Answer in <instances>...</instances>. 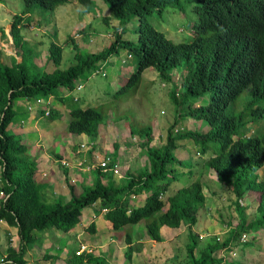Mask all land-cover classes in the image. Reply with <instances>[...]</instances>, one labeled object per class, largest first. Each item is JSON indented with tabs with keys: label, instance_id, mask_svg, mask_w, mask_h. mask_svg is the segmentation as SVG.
I'll use <instances>...</instances> for the list:
<instances>
[{
	"label": "trees",
	"instance_id": "1",
	"mask_svg": "<svg viewBox=\"0 0 264 264\" xmlns=\"http://www.w3.org/2000/svg\"><path fill=\"white\" fill-rule=\"evenodd\" d=\"M103 1L119 21L114 28V42L97 54H75L73 65L66 70L61 69L64 49L54 41L49 46V59L55 68L52 73L28 65L26 54L20 63L13 58L8 65L0 52V223L17 228L20 238L19 249L9 247L2 263L27 264L26 251L35 243L37 232L56 229L67 234L81 223L83 211L99 201L100 212L97 215L103 213L115 232L126 234V259H131L140 249L134 243L132 229L145 221L150 237L157 243L162 242L163 227H187L189 239L194 242L187 246L188 261L185 264H227L228 260L220 253L231 251L240 243L247 244L248 241L243 242L242 237L252 231L264 232V182L258 181L257 176L264 167V135L244 137L242 133L249 117L264 119V106L257 111L250 109L255 101H264V0H187L195 5L203 34L190 44L180 45L173 44L163 33L156 31L145 18L157 10L162 16L167 5L178 6L182 0ZM24 2L25 10L23 14L14 16L11 30L16 47L22 49L23 29L32 22L35 6L53 12L69 0ZM79 2L84 7V14H90L92 7L96 6L94 0ZM133 19L139 20L135 44L122 38L125 34L122 28ZM103 20L110 26L107 18ZM71 40L73 50H77L79 44ZM123 48L137 59L138 65L126 86L115 94L117 99L139 86L146 69H155L161 80L173 83V71L185 65L187 73L181 88L175 86L176 89L170 93L178 117L167 130L166 142L155 143L153 126L131 127V135L140 139L143 153L148 158L144 173H126L127 181L119 185L115 180L120 178L114 175L118 162L113 154L107 166L99 164L95 168L94 174H98L97 178L95 175V186L85 193H78L70 185L71 199L68 203L53 199L49 202L46 188L37 180L38 157L21 136L9 129L18 116L17 102L40 101L36 119L47 117L52 122L60 117L53 100L61 102L70 111L68 132L86 135L96 141L105 121L104 114L94 107L84 109L77 105L79 101L67 98L64 93L58 96L57 91L75 89L82 75L102 68L104 62ZM246 92L249 102L239 117L228 114V107ZM206 93H211L209 104L194 108L190 100L200 99ZM49 99H53V104ZM43 103L46 108L42 107ZM187 117L210 125V131L176 133L177 126ZM181 140H192L200 147L199 154L213 149L216 154L212 158L195 166L201 169L208 167L236 197V200L231 199L230 210H234L240 220L236 226L232 225V216L227 221L221 220V224L229 228V236L223 242L212 236L211 242L200 248V243L194 238L198 209L205 207L207 202L202 182L197 180L171 193V186L188 174L184 162L175 155ZM217 142L219 146L215 147ZM104 179L108 182L103 183ZM144 193L147 194L145 204L133 206V197ZM248 193H257L259 202V218L251 222L246 216V206H242V200ZM88 230L91 234L97 232L94 221ZM198 241L204 239L199 238ZM76 257L81 264L106 263L104 258L91 254Z\"/></svg>",
	"mask_w": 264,
	"mask_h": 264
},
{
	"label": "rangeland",
	"instance_id": "2",
	"mask_svg": "<svg viewBox=\"0 0 264 264\" xmlns=\"http://www.w3.org/2000/svg\"><path fill=\"white\" fill-rule=\"evenodd\" d=\"M94 2L96 6L92 7L90 14L83 13V6L79 3V0H69V3L58 7L53 12L43 11L40 7L35 6L36 11L31 16L32 22L23 29L25 43L22 49L16 47L13 41L11 26L14 16L23 14L25 2L24 0H2L0 2V52L2 53V60L6 64L11 65L13 58H17L21 62L23 54H26L28 65H34L40 71L52 73L55 68L49 59L50 53L48 49L50 44L53 43L52 41L58 43L64 49L62 70H66L73 65L75 54H97L103 51L114 42L115 31L113 27L119 24V21L115 19L113 12L103 0H94ZM178 6L167 5L162 16L157 10L145 18L151 27L163 33L175 45L188 43L196 34H203L196 28L199 18L193 9L194 4H189L187 0H182ZM104 18L110 21L111 28L104 23ZM89 24H91L90 27ZM138 26L139 20L133 19L122 28L125 31L124 36H129L127 39L132 44L137 42L138 36L135 30ZM82 30L87 32L86 35L81 32ZM71 38H74V41L79 44L77 50H73ZM137 65V59L135 57L129 58L128 50L123 48L119 50L117 55L111 57L102 68L98 67L101 70L100 74H94L95 70H93L86 72L79 78L77 84L83 85L81 91L65 90L63 88L57 91L58 96L64 93L71 100L77 96L80 99V102L77 103L78 106L82 108L94 107L104 114L105 121L100 127V134L95 141L93 153V150L88 152V149L82 148L81 143H64L65 141H62L59 135L64 140H68L70 135L68 129L61 128L60 131L52 129L53 122L47 117H42L37 121L34 116H37L38 108L33 107L29 103H24L22 100L17 102V111L21 115L27 112L25 114L26 119L19 118L20 116L17 117L15 119L16 122L10 126L11 132L18 136L21 134L24 142L32 145V149L38 145V150L33 149L38 156L42 147L44 149L49 147L48 151L52 154L58 151V148H65L64 151L66 152L73 151L75 156L70 157L72 160L66 159L64 161L68 164V168H72L71 162L75 161L83 163L84 169L90 168L87 171L93 170L92 179L79 182L80 184L76 186L78 193H85L96 185L94 183L97 172L94 174V171L97 163L93 161L92 155L98 157L103 154L102 156L109 155L112 158V154L116 150L119 154L116 153L113 158H118V161L124 167L121 173L131 172L133 174L136 173V175L144 173L146 171L145 165L149 163L148 158L143 153L140 139L131 135V127L153 126L156 138L155 143L166 142L167 130L174 123L175 118L178 117L177 108L171 99L170 93L172 89H176L175 86L181 88L187 70L185 65L174 70L173 83H169L161 80L153 68L148 69L144 72L138 88L131 89L126 95L117 99L115 94L127 84L129 75L134 73ZM57 95L54 97H57ZM248 97L247 92L240 96L230 105L227 113L239 117L241 110L247 104ZM208 101L209 96H205L201 99H192L190 103L194 104V108H196L197 105L207 104ZM62 105L59 104L57 108H62ZM181 112H184V110ZM248 120H250L251 128H253L252 132L256 136H263L264 121L256 120V117H251ZM197 122L187 117L181 121V124L175 130H198L203 132L206 125L204 126ZM201 122L205 124L203 121ZM40 123L44 131H47L50 127L49 130L51 132L48 131L45 137L37 130ZM69 123L70 120L66 122V124ZM206 127L209 128V126ZM252 132L248 131V135H251ZM57 141L61 143L60 146H54ZM84 142H91V138L87 136ZM182 144L190 145L191 153H182L178 148L179 150L175 151V155L184 162L188 174L179 178V184L175 183L170 190L176 189L177 186L180 188L181 185L187 187L194 182L195 178L202 182L207 202L205 207L198 209V223L194 227V238L198 244L200 243V248L210 243L212 236L223 242L229 236V228L226 225H222L221 220L227 221L232 216L233 226H236L240 220L235 211L230 210L232 208L230 200H236V197L233 192H230V187L221 183L216 174L208 170V167L201 169L195 166L196 160L202 164L212 158L213 149H209L205 154H196L201 149L193 141L184 140L181 142ZM218 146L219 142L216 143L215 147ZM73 147L77 148V150L75 151ZM78 149H84L85 151L78 152ZM64 151H61L62 155L65 154ZM54 159L59 162L62 160L61 158ZM56 166L62 173L60 164L56 162ZM191 171L193 174H191ZM210 172L212 174H209ZM92 173H90V176ZM257 176L259 181H264V168L260 172L258 171ZM97 177L98 174L96 175ZM64 178V175L61 174L62 181L65 180ZM51 179V174L45 178V188H48ZM117 181L121 185L127 181V177L123 180H115V182ZM107 182V179H104L103 183ZM48 201L52 202V199L48 198ZM62 201L66 202L65 199H62ZM144 202L145 197L139 196L136 198L135 204L140 206ZM242 202V206L244 205L247 208L246 216L248 222L253 221L256 217L259 218L257 193H248ZM88 212L95 216L94 222H96L97 237L94 238L95 234H91L88 230L91 223L87 214H83L82 221L77 226L80 227L77 235L74 234V231L66 234L56 229L37 232L35 243L26 251L27 264H63L67 258L66 255L69 256V260H66V263L81 264V260L75 256V251L78 250L77 246H80L81 241L85 243L86 240L92 242V245L89 246L94 250V256L105 259L104 253L108 256L107 259L113 260L114 263H116L114 259L125 258L128 248L125 232L113 233V229L105 224L106 221L101 217V214L97 215L100 212V203L90 207ZM138 229L136 230L137 239L141 232L147 233L144 224ZM164 234V238L165 240L168 239V243H157L153 240L146 253L142 254V251L134 253L131 259L126 260L125 258L127 263L185 264L188 261L187 246L193 241V239H189L187 229L184 227L182 229L168 230ZM198 236L201 240L203 238L204 241L199 242ZM19 241L16 228L9 227L4 222L0 223V261L7 253L9 247H13L16 250L19 249ZM246 241H248L247 244L240 243L236 248L233 247L231 251L225 250L220 253V256L226 257L228 260L227 264H264V232L252 231V233H248ZM100 242L102 244L106 242L109 248L103 249L97 246L100 245ZM109 242L112 243L110 244ZM46 255L47 257L44 258ZM248 259L251 262H248Z\"/></svg>",
	"mask_w": 264,
	"mask_h": 264
},
{
	"label": "crops",
	"instance_id": "3",
	"mask_svg": "<svg viewBox=\"0 0 264 264\" xmlns=\"http://www.w3.org/2000/svg\"><path fill=\"white\" fill-rule=\"evenodd\" d=\"M52 101V100H51ZM24 103H29L28 101H23ZM56 103V106H54V108L56 109L55 111H58V113H60V117H59V119H57V120H55V121H53V127H52V129L54 128V130H56V131H60V129L61 128H67L68 127V124H66V122H68L69 120H70V116H69V109L66 107V106H64V105H62V108H57L58 107V103L57 102H55ZM30 104V103H29ZM52 104H53V101H52ZM86 108H88V107H85L84 109H86ZM27 112H24V115H21L20 114V112H19V115L17 116V117H19V118H24V119H26L25 118V114H26ZM23 119V120H24ZM34 119H36V117L34 116ZM28 120V119H27ZM37 121H39L40 119L37 117V119H36ZM16 122V121H15ZM20 122H21V119H20ZM28 122H29V120H28ZM18 123V122H17ZM60 123V124H59ZM16 124V123H15ZM37 130L39 131V133L41 132V134H42V136L43 137H45L47 134H48V131L49 132H51L49 129H47V131H44L43 129H42V127H41V123L39 124V126H38V128H37ZM11 131V130H10ZM19 136H21L22 138H23V136L21 135V134H19ZM59 137L61 138V140L62 141H65L64 143H68V144H70L71 142H76V143H82V142H84L85 141V139H86V135H80V136H77V135H73V134H70L69 135V138H68V140H64L63 139V137L61 136V135H59ZM28 143V142H27ZM29 144V143H28ZM31 147H32V145L31 144H29ZM61 145V143L60 142H56V143H54V146H60ZM52 146V145H51ZM38 145H36V146H34L33 147V149H35V150H38ZM48 149H49V147H47V148H41V151H40V154H39V156L38 155H36L37 157H38V167H39V171H38V174H37V180L38 181H40L42 184H44V180H45V178H47V177H49L50 176V174L52 175V179H51V181H50V183L48 184V188H47V193H48V196H49V198L50 199H53V200H62V199H65L66 200V202L65 203H68L69 202V200L71 199V192H70V190H69V186L71 185V186H74L75 187V189H76V186H78L80 183L79 182H84V181H86L87 179H92V177H93V170H91V171H87V169H84V168H79L78 166H77V162H75V161H72L71 162V164L73 165V167L72 168H66V167H63L62 166V164H61V162L63 161V160H72L71 158L73 157V156H75V154L73 153V151H69V152H66V151H64L65 150V148H58V151H56V152H53V154L52 153H50L49 151H48ZM73 149L76 151L77 150V148H74L73 147ZM179 149H180V152H182V153H191V148H190V146H181V147H179ZM178 149V150H179ZM177 150V151H178ZM34 151V150H33ZM61 151H64L65 152V154L64 155H62V152ZM35 153V152H34ZM72 153V154H71ZM118 154H119V152H117ZM116 153H114V155H115ZM113 155V154H112ZM71 157V158H70ZM53 158H61L62 160L59 162V161H57V160H53ZM48 160V161H47ZM115 161H116V159H115ZM56 162L57 163H59L60 164V169L62 170V173H61V171L60 170H58V168H57V166H56ZM117 162H118V164L120 163L121 164V162H119L118 161V158H117ZM119 164V165H120ZM121 166V168L123 169L124 167L122 166V164L120 165ZM67 172V173H66ZM90 173H92L91 174V176H90ZM129 173V172H128ZM131 173V172H130ZM61 174H63L64 175V179L65 180H61ZM131 174H133V173H131ZM136 174V173H135ZM209 174H212L211 172L209 173ZM194 181H197V179L195 178V180ZM175 183H177V184H179V182H175ZM174 183V184H175ZM173 184V185H174ZM191 185V184H190ZM82 187V186H81ZM181 188H183V185H181V187L179 188L178 186L176 187V189H172V191H171V193H174L175 191H177L178 189H181ZM231 191V190H230ZM206 195V194H205ZM145 196H147V195H143V197H145ZM145 203V202H144ZM97 204H99V202L98 203H96V205ZM144 205V204H143ZM88 210L90 211V208H87V209H85L84 211H83V214H87V216H88V219H89V222L90 223H92L93 221H94V218H95V216L94 215H92V213H90V212H88ZM93 216V217H92ZM83 217V216H82ZM101 217H103L104 219H105V217H104V214L102 213L101 214ZM82 220V219H81ZM105 221H106V225H109V227L111 228V229H113V227H112V225H111V223L110 222H108L106 219H105ZM96 223V222H95ZM144 224V227H146V224H145V221H141L138 225H136V226H134L133 227V235H134V240H135V242L134 243H136L139 247H140V249L139 250H137V253H139L140 251H142L141 253L143 254V253H146L148 250H149V247H150V244L153 242V239L150 237V235H149V233H148V230H147V233L146 232H141V235H139V237H138V239H137V235H136V230L141 226V225H143ZM186 229H187V227L186 226H184ZM183 227V225H182V227H180L181 229L182 228H184ZM78 228H80V227H76V228H74L73 230H71L70 232L71 233H73V231H74V234H78L79 233V231H78ZM180 228H168L167 226H165V227H163L162 229H161V235H162V243L164 242V244H166V243H168V239L167 240H165V238H164V233L166 232L167 233V231L168 230H173V229H180ZM141 229V228H140ZM147 229V228H146ZM139 230V229H138ZM78 231V232H77ZM114 231V230H113ZM69 232V233H70ZM113 233H119V232H113ZM69 235V234H68ZM98 235H97V233H95V235H94V238L95 237H97ZM78 237V236H77ZM72 239V238H71ZM104 239V238H103ZM170 239H172V238H170ZM169 239V240H170ZM81 240V239H80ZM82 242L83 241H81V243H80V245L82 244ZM88 242V243H87ZM85 243L86 244H89V245H92L91 243V241H89V240H86L85 241ZM110 244L112 243V242H109ZM103 244H106V242H104ZM101 242H100V245H97V246H99L100 248H103V249H106V248H109L108 246H107V244L106 245H103ZM77 248H79L78 246H77ZM135 254H136V252H135ZM103 255L105 256V260H106V263L105 264H128L127 263V259L125 260V258H117V259H114V260H116V263H114L113 262V260L111 261V260H109V259H107V255L106 254H104L103 253ZM67 256V258H66V260L68 261L69 260V256L68 255H66ZM98 257V256H97ZM134 258V257H133ZM66 260L63 262V264H69V263H66ZM132 261H133V259H132ZM62 262V261H61ZM248 262H251L249 259H248ZM148 264H152V262H149Z\"/></svg>",
	"mask_w": 264,
	"mask_h": 264
},
{
	"label": "clouds",
	"instance_id": "4",
	"mask_svg": "<svg viewBox=\"0 0 264 264\" xmlns=\"http://www.w3.org/2000/svg\"><path fill=\"white\" fill-rule=\"evenodd\" d=\"M80 3V2H79ZM81 4V3H80ZM195 6V5H194ZM193 9H194V7H193ZM83 10H84V7H83ZM195 10V9H194ZM84 13V12H83ZM198 16V15H197ZM107 18H109V17H107ZM110 22V21H109ZM200 24H201V20L199 19V22L196 24V28H197V30L199 31V32H201L202 33V30H200ZM89 26H91V24H89ZM118 26V24L115 26V27H113V30H114V28H116ZM109 28H111V26H109ZM11 30H12V26H11ZM121 33H122V30H121ZM12 36V35H11ZM199 36H201V34H196L194 37H193V39L192 40H190L187 44H190V43H192L194 40H195V37H199ZM129 36H124V34L122 35V38L126 41V40H128V41H130L129 39H127ZM12 38H13V36H12ZM114 38H115V36H114ZM192 38V37H191ZM71 39H73L74 40V38H71ZM13 41H14V39H13ZM72 41V40H71ZM89 41H91V40H89ZM53 42V41H52ZM76 42V41H75ZM15 43V42H14ZM24 43H25V39H24V42H23V45H24ZM77 43V42H76ZM58 44V43H57ZM59 45V44H58ZM110 46V45H109ZM108 46V47H109ZM49 49V48H48ZM128 54H129V52H128ZM23 56H24V54H23ZM129 58H132L131 57V55L129 54ZM17 59V58H16ZM22 59H23V57H22ZM110 60V59H109ZM108 60V61H109ZM107 61V62H108ZM17 62L18 63H20L18 60H17ZM107 62H104V65L107 63ZM151 69V68H150ZM146 70H148V69H146ZM145 70V71H146ZM155 70V69H154ZM144 71V72H145ZM156 71V70H155ZM101 73V70L100 69H98L97 71L95 70L94 71V74H96V75H98V74H100ZM144 74V73H143ZM143 74H142V77H143ZM158 74V73H157ZM132 76V74H130L129 75V77H128V81H129V79H130V77ZM159 77V76H158ZM78 82V81H77ZM128 83V82H127ZM126 86V85H125ZM124 87V86H123ZM122 87V88H123ZM121 88V89H122ZM138 88V87H137ZM65 89V88H64ZM83 89V85H81V84H77L76 83V88L75 89H73V91H81ZM120 89V90H121ZM66 90V89H65ZM243 95V93L241 94V96ZM205 96H209V101H210V97H211V93H206L205 95H204V97ZM203 98V97H202ZM74 99H75V101H79L80 102V99L77 97V96H75L74 97ZM201 99V98H200ZM51 100H53V99H49V102H52ZM26 101V100H25ZM54 102H57V101H55V100H53ZM209 101H208V103L207 104H204V105H197V107L196 108H198V107H200V106H206V105H208L209 104ZM33 107H36V108H38V110H40V106H41V102L40 101H28ZM78 102V103H79ZM235 102V101H234ZM233 102V103H234ZM248 102H249V99H248V101H247V104H248ZM33 103H34V105H33ZM58 104H62L61 102H57ZM47 104V103H46ZM247 104H246V106H247ZM64 105V104H63ZM65 106V105H64ZM245 106V107H246ZM264 106V101H261V100H258V101H255L254 102V104H253V106L250 108L251 110H254V111H257V110H259V108L260 107H263ZM43 108H46V106H45V103H43V106H42ZM230 107V106H229ZM228 107V108H229ZM245 107L243 108V110L245 109ZM89 108V107H88ZM31 109V108H30ZM243 110H241V111H243ZM38 113V112H37ZM18 115H19V112H18ZM70 116V115H69ZM253 117H255V116H253ZM251 117H249L248 119H250ZM247 119V120H248ZM260 121H264V119H259ZM196 121V120H195ZM249 121V123L246 125V128L245 129H243V131H242V133H244V137H253V136H256V134L254 133V132H252V129L253 128H251V125H250V120H248ZM15 122V121H14ZM13 122V123H14ZM197 123H201V125H204L205 126V124H203L201 121H198ZM250 125V126H249ZM206 126H209V128L208 127H206ZM206 126H205V130L203 131V132H209L210 131V128H211V126L210 125H207L206 124ZM10 129V128H9ZM11 130V129H10ZM248 131H251L252 132V134L251 135H248ZM175 132L177 133V132H184V131H180L179 129H177V130H175ZM100 134V133H99ZM235 139H236V137H234ZM182 141H184V140H181V142ZM192 141V140H191ZM181 142L179 141L178 142V146L179 147H181V146H190V145H181ZM91 143V144H90ZM95 141H92L91 140V142H82L81 143V147L82 148H86V149H88V152H90L91 150H93L94 148H95ZM83 144H86V146L85 147H83ZM88 144H89V146H88ZM197 146V145H196ZM178 147V148H179ZM83 151H85L84 149H81V150H79L78 149V152H83ZM94 152V150L92 151V153ZM212 152H213V155H215L216 153L212 150ZM115 153V152H114ZM105 154V153H104ZM196 154H199V153H197L196 152ZM202 154V153H201ZM103 155V154H102ZM102 155H100V156H98V157H95L94 156V158H93V161H95L96 163H97V166L95 165V167H98V165L100 164L101 165V163H102V161H104V160H109V162H111V160H112V158L109 156V155H107V156H102ZM212 155V156H213ZM196 159V158H195ZM181 160V159H180ZM65 160H63L62 162H61V164H62V166L63 167H66V168H68V164L66 163V162H64ZM108 162V163H109ZM196 163H198L197 162V160L195 161ZM67 164V165H66ZM77 166L79 167V168H83V163H78L77 164ZM116 168H118L119 170H120V172H121V170H122V168H121V166L120 165H118V166H116ZM115 168V169H116ZM264 168V167H263ZM38 169H39V167H38ZM115 169H114V171H115ZM87 170H90V168H87ZM124 170V169H123ZM262 170V169H261ZM260 170V171H261ZM39 171V170H38ZM259 171V172H260ZM126 173H128V172H124V174L123 173H121L122 175H123V177L122 178H120V180H123L125 177H126ZM114 175H116L115 174V172H114ZM117 176V175H116ZM118 177V176H117ZM185 177V176H184ZM258 181H259V177H258ZM194 182H196V181H194ZM193 182V183H194ZM260 182H264V181H260ZM192 183V184H193ZM43 186H44V184H43ZM45 188V187H44ZM46 191H47V188H46ZM230 192H232V190L230 191ZM205 193V192H204ZM143 195H146L145 193L144 194H142V195H138V196H134L133 197V199L136 201V198L137 197H139V196H143ZM49 197V196H48ZM145 198H146V196H145ZM231 201V200H230ZM243 201V200H242ZM99 202V201H98ZM97 202V203H98ZM100 203V202H99ZM243 203V202H242ZM145 204V203H144ZM95 205V204H94ZM133 206H136V204L135 203H133ZM140 206H142V205H140ZM87 209V208H86ZM131 210V209H130ZM129 210V211H130ZM131 213V212H130ZM17 229V228H16ZM18 230V229H17ZM247 236V235H246ZM199 237V236H198ZM203 239V238H202ZM19 240H20V238H19ZM244 242V241H243ZM246 242V241H245ZM81 245H87L88 247H90L89 246V244H86V243H82ZM81 245L79 246V248H78V250L80 249V247H81ZM78 250H76L75 252H77ZM76 254V253H75ZM84 254H91V255H93L94 254V250H93V252L92 253H88V252H84L82 255H79V256H83ZM6 255V254H5ZM76 256H78L77 254H76ZM5 257L3 256L2 257V259H4ZM0 264H2L1 263V261H0Z\"/></svg>",
	"mask_w": 264,
	"mask_h": 264
},
{
	"label": "built area",
	"instance_id": "5",
	"mask_svg": "<svg viewBox=\"0 0 264 264\" xmlns=\"http://www.w3.org/2000/svg\"><path fill=\"white\" fill-rule=\"evenodd\" d=\"M85 146H86V144H83V147H85ZM108 162H109V160H104V161H102L101 165H102L103 167H105V166H107ZM66 165H67V164H66ZM114 172H115V174H116L119 178H122V177H123V175L121 174V172H120V170H119L118 168H116ZM130 212H131V210L129 211V213H130ZM246 239H247V236L244 235V236L242 237V241L245 242ZM84 252L92 253L93 250H92L90 247H88L87 245H81L80 249L76 252V254L79 256V255H82ZM3 260H4V259H1V263L3 262ZM2 264H4V263H2Z\"/></svg>",
	"mask_w": 264,
	"mask_h": 264
}]
</instances>
